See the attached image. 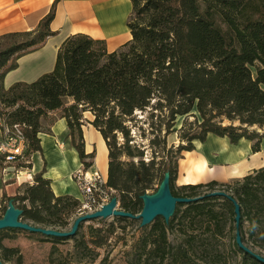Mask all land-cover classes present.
I'll use <instances>...</instances> for the list:
<instances>
[{
	"label": "trees",
	"instance_id": "16d2710c",
	"mask_svg": "<svg viewBox=\"0 0 264 264\" xmlns=\"http://www.w3.org/2000/svg\"><path fill=\"white\" fill-rule=\"evenodd\" d=\"M131 2L132 11L126 23L132 36L127 42L109 50L104 38L84 32L70 34L58 48L54 68L32 82L19 80L6 87L4 78L19 65L23 54L40 48L56 33L51 28L56 1L34 28L0 33V127L19 123L27 139L24 154L31 157L34 151L42 150L39 134H52L54 122L63 117L68 126L64 136L77 149L84 169H88L94 164L95 150L86 151L83 126L87 121L85 113L91 112L90 122L103 134L109 149L108 175L103 187L110 192V198L118 197L120 209L133 214L142 210L141 195L155 191L169 171L173 194L191 199L179 201L169 221L161 215L141 226L143 233L137 243L140 263L197 264L192 251L201 234L188 228L199 222L207 231L219 232L222 219L216 204L221 200L234 216V244L242 253L243 262L264 264L244 242L246 235L252 239L257 236L264 248V165L236 178L234 185L216 179L176 183L179 159L185 151L195 149L196 140H206L209 133L227 136L232 143L247 138L254 151L261 149L264 0ZM179 116L193 119L177 128ZM141 122L147 124L146 128ZM136 128L148 130V146L135 141ZM174 131L179 132L181 140L176 147L168 141ZM148 148L151 154L146 158ZM12 162L21 166L23 159L7 161L0 154V171ZM29 164L32 166L31 161ZM45 172L44 162L32 181H22L13 194L3 192L2 198L7 200L3 210L12 199L23 209V220L69 231L72 227H57L64 228L76 214H85L83 202L71 193L53 192L52 179ZM234 199L240 204L239 224ZM113 216L105 227L90 225L89 237L78 235L82 222L106 217L85 219L70 235L1 228L0 257L4 260L16 253L2 242L11 236V231L55 242L73 239L75 248L95 250L109 242L116 223L131 220L141 224L140 217ZM245 220L249 222L246 230ZM175 228L185 233V241L170 242L169 230ZM238 231L251 250L239 244ZM53 248L56 249L55 245ZM18 258L21 256L16 261ZM63 260L52 259L50 264H74Z\"/></svg>",
	"mask_w": 264,
	"mask_h": 264
},
{
	"label": "crops",
	"instance_id": "0c3cea01",
	"mask_svg": "<svg viewBox=\"0 0 264 264\" xmlns=\"http://www.w3.org/2000/svg\"><path fill=\"white\" fill-rule=\"evenodd\" d=\"M56 1L51 28L56 31L40 48L23 54L19 65L7 72L4 78L8 87L15 81L32 82L45 72L51 71L56 62L57 51L62 41L76 32L88 33L107 41L109 50H115L132 36L127 20L132 11L131 0H0V33L29 30L38 25ZM83 126L86 151L95 150L91 170H99L105 179L108 175L109 149L103 134L90 122L91 112H86ZM53 133L41 132V154L46 163L45 176L52 179L53 192L71 193L82 198L74 172L81 166L77 149L65 138L68 131L65 118H59L52 126ZM196 147L183 153L179 159L178 184L204 182L212 179L229 181L264 165V138L261 149L254 151L252 141L241 138L232 143L227 136L213 133L206 140L195 141ZM70 157H72L70 163ZM45 158L47 160H45ZM21 179L9 183L15 193ZM6 185L9 190L10 187Z\"/></svg>",
	"mask_w": 264,
	"mask_h": 264
},
{
	"label": "rangeland",
	"instance_id": "374dc122",
	"mask_svg": "<svg viewBox=\"0 0 264 264\" xmlns=\"http://www.w3.org/2000/svg\"><path fill=\"white\" fill-rule=\"evenodd\" d=\"M144 115L143 113H139L138 116L144 117ZM188 118L189 119H186L184 116H179L176 121V127L180 128L186 122V120L193 119V116H189ZM141 123L144 125L143 127L146 128L147 124L143 122ZM143 131V129L139 128L133 130L135 141L148 146L151 135L150 133H148V130H146V132ZM120 138L122 137L120 136ZM168 141L170 145L173 144V146L176 147L181 142L179 132H172L168 136ZM68 143L70 144L69 139ZM150 154L151 149L148 148L146 158H149ZM40 155L41 154H34L33 159L34 165L38 168H41L43 164V157ZM45 160L47 159L45 158ZM71 160L72 157H70V163ZM29 161H31L32 166H29ZM22 165V172L20 174L8 170L7 172H5L3 168L0 171V215L3 213V208L7 204V200H4L2 198V193L6 191L7 194H11L13 192L11 189L12 186H9L8 184L15 182L17 179H21L22 181H24L26 178L23 176V174L26 171L33 173L34 176L35 168H33L31 157H26ZM89 170H91V168H89ZM80 171H86V169H84L83 167V164L75 172L80 173ZM32 180L33 178L29 179L28 181ZM235 180L236 178L229 180V182L233 183L234 185ZM176 183H178L177 180ZM6 185L10 187L9 190L6 188ZM230 191H232V189H230ZM118 207H120V203ZM216 209L220 215V219H222V228H220L219 232L213 234L211 231H207L206 229H204V224H201L199 222L191 224L188 228L190 231L193 230L196 233L201 234L200 237L203 238L202 240H199L200 237L197 238V241H195V243L193 244L194 249L192 251V254L194 255L197 264H253L243 262L242 253L236 249V246L234 244L236 234L234 216L226 209L221 200L217 201ZM78 214L71 218L72 220L68 226L64 228L58 226L57 228L66 230L70 229ZM113 218L114 216L110 215L104 220L90 219L84 221L82 222V226L79 231L80 233L78 235L85 234L86 237H89L90 225L94 224L105 227V225L112 221ZM116 225V231L110 238L109 242L95 250L80 247L77 249L74 246L75 242L73 239L55 242L53 240L51 241L49 239H40L31 236L26 232L23 233V231H11V236L5 237L2 242L3 245L7 247H13L17 254L10 253L12 254L11 257L8 259H4L3 263L50 264V261L52 259H64L63 261H72L74 264H100L102 260L106 261L105 264H142L140 263V260L138 258L140 251L137 244L138 239L143 233L141 229L142 225L137 221L131 220L122 221L119 224L116 223ZM248 225V220H245L243 223L244 230L248 228ZM184 239L185 233L182 230H177L176 228L175 230H169V240L172 244H176L181 240L185 241ZM257 240H259L257 236H254V238L252 239L246 235V239L244 240V242L251 249H253L254 252L260 253V255L264 257V248L259 244V241ZM53 245H55L56 249L53 248ZM2 248L3 247L0 246V255L3 256ZM18 255H20L21 258L20 260L18 258V261H16Z\"/></svg>",
	"mask_w": 264,
	"mask_h": 264
},
{
	"label": "water",
	"instance_id": "95a60500",
	"mask_svg": "<svg viewBox=\"0 0 264 264\" xmlns=\"http://www.w3.org/2000/svg\"><path fill=\"white\" fill-rule=\"evenodd\" d=\"M141 197L143 199V207L141 212L138 214H133L132 212L120 209V207H118L119 205L118 197L114 195L110 198L108 202L102 205L100 209L79 215L75 219L73 226L69 231H63L52 227H45L23 220L21 218L23 209L16 206L14 201L10 199L4 211V214L0 217V229L5 227H18L31 231L43 232L46 234L52 233L53 235H70L76 232L80 222L85 219L92 217H108L110 215H117V214L140 217L141 225H147L150 222H152L157 216H161V215L165 218L166 221H169L170 217L174 214L177 203L179 201H187L191 199L189 197L176 196L173 194L170 187L169 171H166L164 173V177L160 181L158 188L155 191L153 192L146 191V193H143ZM234 203H235L237 224H239V220L241 216L240 204L235 199H234ZM237 241L245 249L251 250L248 246H246L242 242L239 231L237 232ZM256 255L260 257V259L264 260V257L261 256L260 253L259 254L257 253ZM0 264H5L3 263L1 257H0Z\"/></svg>",
	"mask_w": 264,
	"mask_h": 264
},
{
	"label": "built area",
	"instance_id": "2783aa9c",
	"mask_svg": "<svg viewBox=\"0 0 264 264\" xmlns=\"http://www.w3.org/2000/svg\"><path fill=\"white\" fill-rule=\"evenodd\" d=\"M26 147L27 139L19 123L3 124L0 127V154L5 155L7 161H13L17 157H21L24 161L26 159L24 154ZM3 170L20 174L22 165L17 166L12 162L7 164ZM23 176L29 180L33 178V173L26 171ZM74 178L82 192L81 200L84 212H93L100 209L102 205L110 200V192L103 187L106 179L99 170H89L88 168L85 172H75Z\"/></svg>",
	"mask_w": 264,
	"mask_h": 264
}]
</instances>
